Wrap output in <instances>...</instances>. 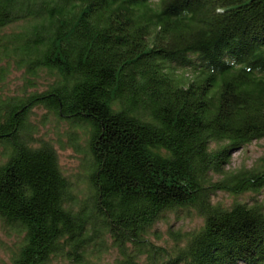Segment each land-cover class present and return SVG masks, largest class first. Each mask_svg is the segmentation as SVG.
<instances>
[{
  "label": "trees",
  "instance_id": "trees-1",
  "mask_svg": "<svg viewBox=\"0 0 264 264\" xmlns=\"http://www.w3.org/2000/svg\"><path fill=\"white\" fill-rule=\"evenodd\" d=\"M40 107L89 134L86 199L35 138ZM262 138L264 0H0L12 264H264V154L228 168ZM171 212L201 221L158 244Z\"/></svg>",
  "mask_w": 264,
  "mask_h": 264
},
{
  "label": "rangeland",
  "instance_id": "rangeland-1",
  "mask_svg": "<svg viewBox=\"0 0 264 264\" xmlns=\"http://www.w3.org/2000/svg\"><path fill=\"white\" fill-rule=\"evenodd\" d=\"M14 26L7 27V30ZM30 119L36 123L38 130L34 134L39 143L48 142L57 151L59 164L72 182L75 192L80 200L86 199L89 188V165L91 154L89 151V134L81 126H75L66 118H57L46 109L40 107L34 110ZM43 120V122H42ZM264 154V138L257 139L247 144L244 148L236 150L228 168L238 169L244 165H251L256 158ZM4 158L1 157L0 161ZM225 198L226 195L219 194ZM229 202V201H228ZM201 219L196 215H188L181 212L179 215L171 212L155 226L152 240L158 244L170 245L176 232H184L199 225ZM14 235H9L0 227V264H12L9 256V247L13 244ZM108 251L103 255L112 260L118 255L117 249L107 241Z\"/></svg>",
  "mask_w": 264,
  "mask_h": 264
}]
</instances>
